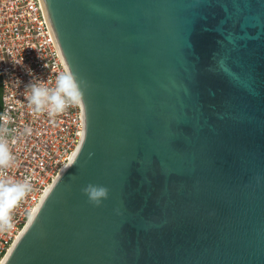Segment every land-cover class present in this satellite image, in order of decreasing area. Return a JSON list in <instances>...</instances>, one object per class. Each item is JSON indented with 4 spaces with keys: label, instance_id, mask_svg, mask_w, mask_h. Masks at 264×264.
Wrapping results in <instances>:
<instances>
[{
    "label": "water",
    "instance_id": "water-1",
    "mask_svg": "<svg viewBox=\"0 0 264 264\" xmlns=\"http://www.w3.org/2000/svg\"><path fill=\"white\" fill-rule=\"evenodd\" d=\"M40 2L83 134L1 264H264V0Z\"/></svg>",
    "mask_w": 264,
    "mask_h": 264
},
{
    "label": "built area",
    "instance_id": "built-area-1",
    "mask_svg": "<svg viewBox=\"0 0 264 264\" xmlns=\"http://www.w3.org/2000/svg\"><path fill=\"white\" fill-rule=\"evenodd\" d=\"M65 70L40 0H0V128L14 158L0 181L30 184L11 212L13 227L0 231V264L81 141V105L51 118L27 100L30 85L55 87Z\"/></svg>",
    "mask_w": 264,
    "mask_h": 264
},
{
    "label": "clouds",
    "instance_id": "clouds-1",
    "mask_svg": "<svg viewBox=\"0 0 264 264\" xmlns=\"http://www.w3.org/2000/svg\"><path fill=\"white\" fill-rule=\"evenodd\" d=\"M88 87V82L78 73L65 70L57 76L55 87L30 85L27 100L35 114L46 112L49 117L55 118L68 108L81 105ZM6 132L7 129L0 128V169L8 168L14 160L4 139ZM29 190L30 184L27 180L0 181V231L11 230V212ZM82 192L91 205L100 207L103 201L108 199L109 189L103 185L89 183Z\"/></svg>",
    "mask_w": 264,
    "mask_h": 264
}]
</instances>
